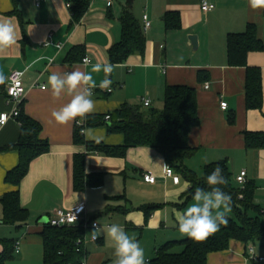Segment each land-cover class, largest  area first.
<instances>
[{"label":"crops","instance_id":"0c3cea01","mask_svg":"<svg viewBox=\"0 0 264 264\" xmlns=\"http://www.w3.org/2000/svg\"><path fill=\"white\" fill-rule=\"evenodd\" d=\"M208 1L215 6L209 12L201 9L202 0H114L110 8L104 0H45L39 6L32 0H0V20L11 18L21 37L12 48L0 51V74L5 77L0 84V114L11 109L7 102L9 75L15 70L23 71L25 95L21 111L41 124L40 137L49 144V150L31 162L19 185H13L6 181V175L17 167L20 155L9 147L19 140L20 124L12 118L0 129V199L18 190L21 205L29 212L26 222L5 224L0 202V252L4 239L20 243L19 253H14L6 264H43L41 232L49 216L58 208L73 209L82 204L86 214L98 220L100 228L122 225L140 243L147 261L159 247L173 241L171 236L181 234L176 214L190 204L177 206L185 202L190 184L181 176L179 184L166 178V163L155 149L130 148L124 157H119L89 151L86 145L75 143V122L62 125L52 117V111L70 99L66 95L52 97L48 85L52 71L91 73L97 83L92 114L113 112L125 104L145 108V99L151 101L147 108L162 109L167 86L194 87L200 124L191 130L189 144L197 153L185 165L202 174L206 164L226 159L233 178L246 170L247 180L254 181L262 191L259 181H264V149H247L245 133L264 132V51L248 54V65L261 71L263 90L262 108L248 109L246 67L229 65L227 36L244 32L248 24H254L264 42V6L253 8L249 0ZM85 3L84 13L75 15L72 7ZM126 9L143 25L146 48L144 54L131 55L124 63L114 65L108 77L113 91L109 92L99 87L105 73L93 72L92 67L109 62L110 49L122 38L121 18ZM169 12L179 14V28L167 29L164 16ZM144 15L151 21L147 30ZM191 35L198 37L196 49ZM86 56L90 59L87 64L82 61ZM221 101L228 103L227 110L221 108ZM234 115L235 122L230 123ZM86 132L94 137L85 136L87 141L124 144V136L109 133L106 125L88 127ZM76 154L85 155L87 174H104L102 185L75 189ZM149 171L156 176L155 183L144 180L143 174ZM260 199L264 201V195L256 198L259 204ZM152 204L161 207L148 216L141 207ZM91 236L92 231H87L84 264H113V241L106 235L92 241ZM251 247L256 258L251 256ZM260 258H264V242L246 245L233 239L228 250L210 253L208 263L264 264Z\"/></svg>","mask_w":264,"mask_h":264},{"label":"trees","instance_id":"16d2710c","mask_svg":"<svg viewBox=\"0 0 264 264\" xmlns=\"http://www.w3.org/2000/svg\"><path fill=\"white\" fill-rule=\"evenodd\" d=\"M72 8L75 15L81 16L86 3L77 4ZM164 21L167 29L180 27L178 13H167ZM121 24V41L109 51V62L112 65L124 63L131 55H142L146 48L143 25L128 9L122 15ZM252 51H264V42L259 38L254 24H248L244 32L228 34L229 65L246 67V106L248 109H260L263 105L262 78L259 68L248 65V54ZM202 77L199 73L201 81ZM106 115H110V120L105 119ZM86 120L87 127L106 125L109 133L124 136V144L119 146L87 141L80 128L75 125V143L86 145L89 151L124 157L130 148L146 146L161 154L166 165L171 166L176 174L190 184L185 202L177 205L179 208L192 200L197 186L207 187L205 177L217 165L223 169V174L228 179V185L223 190L231 194L233 216H228L227 225H221L217 232L203 240L197 241L186 237L169 241L156 250L155 256L147 260V264H209V254L228 250L233 239L246 245L264 242V207L256 201L257 185L254 181H247L243 189L235 186L226 159L206 164L202 174L185 165V161L197 153V149L189 144L191 130L200 124L197 90L194 87L167 86L162 109L125 104L113 112L90 114ZM17 121L20 124V137L18 142L9 148L18 150L20 161L17 167L6 175V181L13 185H19L28 173L31 162L49 150L48 142L40 137L42 126L37 120L21 111ZM229 122H235V115L230 117ZM245 143L249 150L264 149V132H246ZM73 175L74 187L77 190L99 187L103 184V173H86L84 154L75 155ZM0 202L4 209L5 224L15 225L28 220L29 212L22 207L18 190L5 194ZM159 207L161 205L152 204L141 208L149 216ZM41 237L44 247L43 264H84L88 253L85 243H78L86 237V231L82 226L60 228L45 224ZM2 245L0 264H6L14 258L15 241L4 239ZM177 247L182 250L175 252L174 249Z\"/></svg>","mask_w":264,"mask_h":264},{"label":"clouds","instance_id":"9594fccd","mask_svg":"<svg viewBox=\"0 0 264 264\" xmlns=\"http://www.w3.org/2000/svg\"><path fill=\"white\" fill-rule=\"evenodd\" d=\"M249 2L253 8L264 6V0H249ZM20 38L11 18L0 20V51L12 48ZM51 62L49 60L50 64ZM101 70L105 73V79L100 82L99 87L110 90L112 81L108 77L114 70V65L108 62L97 63L92 67L93 72ZM4 81L5 77L0 74V84ZM48 85L54 99H60L62 95L70 97L67 103L52 111V117L57 123L67 125L77 122V117L86 120L94 113L95 101L92 95L97 83L90 72L52 71L48 76ZM82 134L86 138H94L89 137L86 131H82ZM205 183L206 188L199 186L195 188L192 196L194 203L185 211L176 214L179 232L197 241L214 234L221 225H227V214L232 210L231 194L223 190L228 185V179L219 165L205 177ZM92 235L93 239L106 235L113 241L115 257L113 264H147L144 249L135 237L128 235L122 225L111 224L100 228L94 224Z\"/></svg>","mask_w":264,"mask_h":264},{"label":"built area","instance_id":"2783aa9c","mask_svg":"<svg viewBox=\"0 0 264 264\" xmlns=\"http://www.w3.org/2000/svg\"><path fill=\"white\" fill-rule=\"evenodd\" d=\"M28 1V0H26ZM37 6H39L43 1L45 0H32ZM106 3V6L108 8L112 7L114 4V0H104ZM67 6L70 8L71 4L67 3ZM214 5L210 3L208 0H202L201 3V9L203 12H209L212 9H214ZM144 28L147 30L151 26V21L149 20L147 15H144ZM83 63L87 61V63L90 62V59L86 56L83 58ZM85 63V64H87ZM23 71L15 70L11 72L9 75V83L7 86V102L8 105L11 107V109L8 112H3L0 114V129L4 127L10 119H17L21 112V105L22 100L25 95V88H24V82H23ZM208 88V85L206 86ZM109 92L113 91L112 85L110 86V90H107ZM151 105L150 99L144 100V106L149 107ZM221 108L223 110H227L228 103L225 101H221ZM106 120H110V115H106ZM75 125H77L80 128V131H86L87 130V120H84L82 118H78L77 122H75ZM164 176L166 178H172L173 181L176 184H179L181 182V177L176 174L173 170V168L169 165H165L164 167ZM143 178L148 183H155L156 182V176L153 174V172L149 171L147 173L143 174ZM236 182L245 187L247 183V171L242 170L240 174L236 177ZM47 224L53 226V227H74V226H82L84 230L87 231H93V225L96 224L100 227V223L98 220L93 219L89 217L86 214V207L84 204L73 208V209H67V208H58L55 210V212L49 216ZM99 237L96 239H93V235L91 236L92 241H98ZM86 237L84 240H80L78 243H85ZM20 243H15V253H19ZM250 253L252 257L256 258L254 248H250ZM264 258H260V260H263Z\"/></svg>","mask_w":264,"mask_h":264},{"label":"rangeland","instance_id":"374dc122","mask_svg":"<svg viewBox=\"0 0 264 264\" xmlns=\"http://www.w3.org/2000/svg\"><path fill=\"white\" fill-rule=\"evenodd\" d=\"M200 174V173H199ZM237 177V176H236ZM248 181V180H247ZM232 182L235 186L239 187L240 189H243L244 187L239 185L237 182H236V178H233L232 177ZM260 182V185H261V190L262 191H258V186H257V190H256V193L258 194L257 199H259L261 196L264 195V181H259ZM258 191V192H257ZM187 192V191H186ZM260 203L262 204V206L264 207V201L262 199L259 200ZM194 203L193 199L190 201V204L189 206H191L192 204ZM229 217L233 216L232 214V211L230 213L227 214ZM172 238L170 239H173V240H181L183 238H186V236L182 235V234H179V235H176V236H171ZM182 250V248L180 247H177L176 249H174L175 252H180ZM155 256V254H153V256H151L152 258Z\"/></svg>","mask_w":264,"mask_h":264},{"label":"water","instance_id":"95a60500","mask_svg":"<svg viewBox=\"0 0 264 264\" xmlns=\"http://www.w3.org/2000/svg\"><path fill=\"white\" fill-rule=\"evenodd\" d=\"M190 40L193 43L194 49L198 46V37L196 35H191Z\"/></svg>","mask_w":264,"mask_h":264}]
</instances>
